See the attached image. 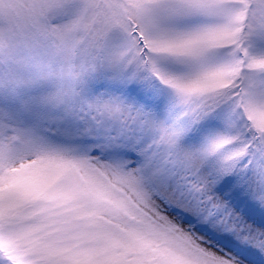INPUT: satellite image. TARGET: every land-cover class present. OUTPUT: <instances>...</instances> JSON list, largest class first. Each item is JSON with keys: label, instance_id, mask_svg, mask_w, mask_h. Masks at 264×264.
Returning <instances> with one entry per match:
<instances>
[{"label": "snow or ice", "instance_id": "6c2138e0", "mask_svg": "<svg viewBox=\"0 0 264 264\" xmlns=\"http://www.w3.org/2000/svg\"><path fill=\"white\" fill-rule=\"evenodd\" d=\"M0 264H264V0H0Z\"/></svg>", "mask_w": 264, "mask_h": 264}]
</instances>
